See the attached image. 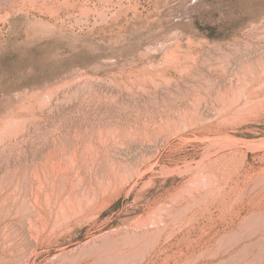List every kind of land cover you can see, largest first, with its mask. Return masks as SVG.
I'll return each mask as SVG.
<instances>
[{
	"label": "rangeland",
	"instance_id": "1",
	"mask_svg": "<svg viewBox=\"0 0 264 264\" xmlns=\"http://www.w3.org/2000/svg\"><path fill=\"white\" fill-rule=\"evenodd\" d=\"M0 264H264V0H0Z\"/></svg>",
	"mask_w": 264,
	"mask_h": 264
},
{
	"label": "bare ground",
	"instance_id": "2",
	"mask_svg": "<svg viewBox=\"0 0 264 264\" xmlns=\"http://www.w3.org/2000/svg\"><path fill=\"white\" fill-rule=\"evenodd\" d=\"M173 40V39H172ZM151 47V46H150ZM213 70V69H212ZM263 71V70H262ZM249 74V73H248ZM255 74V73H254ZM247 79V78H246ZM247 83V82H246ZM208 91V90H207ZM215 91V90H214ZM226 94V93H225ZM239 96V95H238ZM245 96H246V94H245ZM200 102V101H199ZM200 107V106H199ZM194 108V107H193ZM215 108V107H214ZM167 109V108H166ZM189 120V119H188ZM142 122V121H141ZM146 124V123H145ZM153 124V123H152ZM161 124V123H160ZM151 125V124H150ZM155 126H156V123L154 124ZM145 126V125H144ZM160 126V125H159ZM142 127H143V125H142ZM154 127V126H153ZM160 129V128H159ZM152 130V129H151ZM153 131V130H152ZM155 131V130H154ZM158 131V130H157ZM126 132V131H125ZM145 133V132H144ZM148 133V132H147ZM153 133H155V132H153ZM157 133V132H156ZM172 133V132H171ZM157 135V134H156ZM135 137V136H134ZM145 140V139H144ZM111 141V140H110ZM149 143V142H148ZM121 144V143H120ZM118 145V144H117ZM106 148V147H105ZM111 148V147H110ZM128 148V147H127ZM73 153V152H72ZM114 153V152H113ZM70 155V154H69ZM54 166V165H53ZM103 166V165H102ZM60 167V166H59ZM51 169V168H50ZM65 169V168H64ZM53 173V172H52ZM76 173V172H75ZM42 179V178H41ZM74 179V178H73ZM46 185V184H45ZM51 185L52 186H56V182H51ZM78 189V188H77ZM82 190V189H81ZM12 193H13V191H12ZM76 198V197H75ZM45 199V198H44ZM50 199V198H49ZM40 204V203H39ZM61 207V206H60ZM35 209V208H34ZM44 210V209H43ZM83 210V209H82ZM29 211V210H28ZM31 211V210H30ZM33 212V211H32ZM18 213V212H17ZM27 213V212H26ZM62 213V212H61ZM29 214V213H28ZM68 214V213H67ZM27 215V214H26ZM41 216V215H40ZM40 219V218H39ZM55 219V218H54ZM26 221V220H25ZM28 221V220H27ZM40 222V221H39ZM23 223V222H22ZM29 223V222H28ZM41 223V222H40ZM22 225V224H21ZM33 225H35V224H33Z\"/></svg>",
	"mask_w": 264,
	"mask_h": 264
}]
</instances>
